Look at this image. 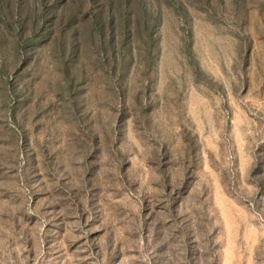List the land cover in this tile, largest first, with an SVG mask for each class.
Listing matches in <instances>:
<instances>
[{"label": "rangeland", "instance_id": "rangeland-1", "mask_svg": "<svg viewBox=\"0 0 264 264\" xmlns=\"http://www.w3.org/2000/svg\"><path fill=\"white\" fill-rule=\"evenodd\" d=\"M0 264H264V0H0Z\"/></svg>", "mask_w": 264, "mask_h": 264}]
</instances>
